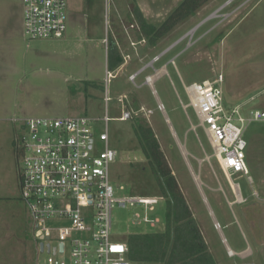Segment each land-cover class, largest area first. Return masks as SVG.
<instances>
[{
  "label": "rangeland",
  "instance_id": "374dc122",
  "mask_svg": "<svg viewBox=\"0 0 264 264\" xmlns=\"http://www.w3.org/2000/svg\"><path fill=\"white\" fill-rule=\"evenodd\" d=\"M182 1L66 0L63 38L32 41L21 30L22 0H0V264H35L12 146L21 132L10 120L80 116L92 120L96 140L106 124L117 153L109 172L115 196L158 200L153 211L116 207L113 239L153 232L133 223L134 213L159 220L156 231L165 225V198L135 133L143 126L153 132L214 263L264 264V123L245 128L251 183L235 175L236 196L184 91L221 76L226 110L264 111V68L256 69L264 65V0H208L154 40L149 28L157 30ZM110 44L121 60L112 71Z\"/></svg>",
  "mask_w": 264,
  "mask_h": 264
},
{
  "label": "built area",
  "instance_id": "2783aa9c",
  "mask_svg": "<svg viewBox=\"0 0 264 264\" xmlns=\"http://www.w3.org/2000/svg\"><path fill=\"white\" fill-rule=\"evenodd\" d=\"M22 9L23 33L29 40L65 35L66 0H22ZM222 82L220 76L185 86L184 91L230 189L240 196L233 177L240 174L251 183L244 131L250 123H264V111L243 114L244 106L226 110ZM10 122L21 132L14 137L17 180L20 200L32 221L35 264H130L126 242L111 237L112 211L140 206L153 211L158 200L115 196L109 172L117 153L109 147L106 124L96 140L92 120L86 116ZM133 223L156 229L159 220L134 213Z\"/></svg>",
  "mask_w": 264,
  "mask_h": 264
},
{
  "label": "trees",
  "instance_id": "16d2710c",
  "mask_svg": "<svg viewBox=\"0 0 264 264\" xmlns=\"http://www.w3.org/2000/svg\"><path fill=\"white\" fill-rule=\"evenodd\" d=\"M207 1L183 0L157 30L149 28L154 34V40L166 35ZM108 52V70L112 71L121 64V60L112 44ZM135 133L140 139L143 154L150 163L160 193L165 198L167 215L161 231L154 229L153 232L127 238V260L130 264H215L153 132L139 126ZM12 146L15 147V141H12Z\"/></svg>",
  "mask_w": 264,
  "mask_h": 264
},
{
  "label": "crops",
  "instance_id": "0c3cea01",
  "mask_svg": "<svg viewBox=\"0 0 264 264\" xmlns=\"http://www.w3.org/2000/svg\"><path fill=\"white\" fill-rule=\"evenodd\" d=\"M21 30H22V33H23V12H22V22H21ZM3 31H5V30H3ZM262 64V63H261ZM254 67V66H253ZM255 68V67H254ZM264 68V65H258V66H256V69H263ZM158 74H160V73H158ZM261 82H258V85H260V84H262L263 83V79H264V73H263V76H261ZM153 81V78H151V77H149V79L147 80V82H152ZM255 85V84H254ZM254 87V86H253ZM253 87H251V88H253ZM256 88H254V90H255ZM12 126V125H11ZM10 126V128H14V125L11 127ZM11 138L13 139V134H12V129H11ZM17 180V179H16ZM17 186H18V180H17ZM217 226V225H216ZM217 229L220 231V229H219V227L217 226ZM228 254H229V256H232V255H234V254H236L235 252H233V251H231V250H228Z\"/></svg>",
  "mask_w": 264,
  "mask_h": 264
},
{
  "label": "bare ground",
  "instance_id": "6f19581e",
  "mask_svg": "<svg viewBox=\"0 0 264 264\" xmlns=\"http://www.w3.org/2000/svg\"><path fill=\"white\" fill-rule=\"evenodd\" d=\"M149 78H147V80H148ZM147 83H150V82H147ZM182 151H183V153H184V150L182 149V147H179Z\"/></svg>",
  "mask_w": 264,
  "mask_h": 264
},
{
  "label": "water",
  "instance_id": "95a60500",
  "mask_svg": "<svg viewBox=\"0 0 264 264\" xmlns=\"http://www.w3.org/2000/svg\"><path fill=\"white\" fill-rule=\"evenodd\" d=\"M40 252H42V246H40Z\"/></svg>",
  "mask_w": 264,
  "mask_h": 264
}]
</instances>
